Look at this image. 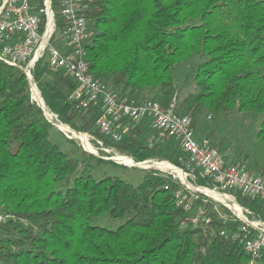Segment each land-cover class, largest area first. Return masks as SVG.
Returning <instances> with one entry per match:
<instances>
[{
    "label": "trees",
    "instance_id": "16d2710c",
    "mask_svg": "<svg viewBox=\"0 0 264 264\" xmlns=\"http://www.w3.org/2000/svg\"><path fill=\"white\" fill-rule=\"evenodd\" d=\"M87 2L93 31L85 45L87 71L118 94L145 92L144 98L164 105L178 95L176 65L196 56L201 60L191 77L195 92L177 99L175 108L190 117L193 130L204 111L264 112V0ZM52 8L61 26L58 0ZM32 76L59 122L88 133L102 148L134 162L169 158L182 168L189 162L179 145L181 154L174 157L163 152L164 140L148 144V121L128 126L118 140L104 134L95 124L98 108L69 102L73 80L49 71L44 60ZM50 127L55 126L31 98L24 73L0 61V212L13 215L0 224V264H264V246L258 256L243 246V238L257 230L202 192L192 193L191 209L185 210L175 194L190 191L167 173L142 168L143 179L134 185L117 176L95 179L83 170L70 184L89 158L100 161L108 154L95 156L74 145L85 156L80 162L50 139ZM256 135L264 140V120ZM230 163L239 162L225 157ZM192 182L214 187L208 175L196 174ZM226 191L249 211L248 219L264 221L263 200ZM198 207L202 220L193 225L187 217ZM104 212L126 219L115 229L91 224Z\"/></svg>",
    "mask_w": 264,
    "mask_h": 264
},
{
    "label": "built area",
    "instance_id": "2783aa9c",
    "mask_svg": "<svg viewBox=\"0 0 264 264\" xmlns=\"http://www.w3.org/2000/svg\"><path fill=\"white\" fill-rule=\"evenodd\" d=\"M58 7L61 26L55 22L52 0H0V61L24 73L31 93L32 90L37 92L43 107L45 104L32 76L36 63L44 60L49 71L67 74L74 82L67 93V100L77 107L98 108L95 124L113 139H120L128 126L133 127L142 121H148L153 131L147 138L148 144L167 138L175 139L189 158L184 168L169 161L138 163L145 164L142 166L147 169L167 174L179 175L176 169L182 171L181 183L190 191V195L177 192L175 197L185 210L191 209L193 192L207 189L225 195L227 201L239 206L240 212L236 213L224 200L221 201L223 205L257 230L254 236L243 238V246L246 251L258 256V251L264 246V221L260 218L248 219L246 214L249 211L226 190L237 189L264 201V178L248 169L244 162L226 165V153L221 152L209 138H196L190 117L175 111L176 94L164 105L147 98L137 100L118 94L111 85L89 74L85 53V45L93 36L88 25L89 4L87 0H58ZM56 31L60 32V36H54ZM50 119L54 120L51 114ZM69 131L77 138L71 129ZM86 134L93 140L91 135ZM86 134L83 135L89 142ZM84 150L97 155L95 149V152L85 147ZM196 174L210 176L214 187L210 189L194 185L192 181ZM200 214L202 210L198 207L197 213L188 215L187 220L196 225L202 220ZM12 218V214L0 212V224ZM253 262L251 260L249 264Z\"/></svg>",
    "mask_w": 264,
    "mask_h": 264
},
{
    "label": "rangeland",
    "instance_id": "374dc122",
    "mask_svg": "<svg viewBox=\"0 0 264 264\" xmlns=\"http://www.w3.org/2000/svg\"><path fill=\"white\" fill-rule=\"evenodd\" d=\"M54 36H60V32L56 31ZM200 60H201L200 57L194 56L191 59L176 65L174 71V78H175V85L177 87L179 97L177 95V92L173 93L171 97L174 94H176L177 99L180 101L188 93L195 92V84L191 80V77L193 75L194 66ZM261 71L264 72V65L261 67ZM143 94H145V92H143ZM32 95L36 100L39 101V96L37 95L35 90H32ZM45 110L52 115V119H54L53 122H56L57 125L58 123H61L59 122V119L57 118L56 114L51 112L47 107L45 108ZM263 120H264V112L249 113V112L233 111L231 113L209 114L208 112L204 111L203 113L197 116L196 126L193 131H194V136L196 138L203 135L204 137H207L211 141L213 140V142L217 143L219 150L223 153H226L227 160L236 159V161L238 162H244L247 165L248 169L252 170L255 174H258L264 178V140L258 138L256 135L259 123ZM209 133L212 135H210ZM208 134L209 136H207ZM150 135L151 134H149L148 137ZM49 136L53 142L58 143L59 146L65 151L70 152L72 150L73 156L78 158L80 162H83L85 156L81 153L80 150L76 149L74 145L80 146L83 150H84V146L82 145L79 139L75 138V136L72 134L71 131L69 130L65 131L57 127H50ZM69 136L71 137L70 139L74 141L73 142L74 144L66 139V137L68 138ZM86 137L88 138L90 144L93 146L92 148H94L97 151L96 154L98 156L102 153V150H104V154H108V155L107 156L101 155L100 157L102 158V160L100 161H97L95 158H89L86 161V163H83L84 164L83 166H80L79 169L69 177L70 184L73 183L74 177L82 173L83 170H86L95 179H99L104 176H117V177H121L122 179L128 182H131L134 185H137L142 181L144 176V170L142 168L147 169L146 167L136 166L134 164V160H132V158H130L128 155L121 157L127 158L133 165H126L120 161H114L110 158L115 157L116 159L117 158L116 156L125 155V154L117 153L113 149L102 148L100 144L99 146L95 141L91 140V138L87 134ZM162 144L164 146L163 152L166 155H173L174 157H176L181 154V149L178 146L176 140L167 138L162 142ZM94 149L92 152H95ZM144 161H146L147 164H149L150 161H151L150 164L156 161H169L175 166L180 167L169 158H150ZM140 165L142 166L145 164H140ZM179 172L183 173L182 171ZM169 175L172 176V178L181 181L182 177L180 173L179 175L175 173ZM59 189L64 191L65 189L64 184L59 185ZM212 193H214V195H212ZM209 195L213 196L218 201L224 200V202L229 204L234 211L236 210L235 211L236 213H239L237 212L239 210L238 209L239 206L238 207L237 205L233 206L232 203L226 200L225 195H223L222 193L215 191V192H210ZM229 215H233V214L230 212ZM235 218L239 219L237 216H235ZM125 219H126L125 216L112 218L108 215L107 212H104L99 216H97L96 218L92 219L91 224L104 226L109 229H115L120 224H122L125 221ZM253 264H263V263L260 261H255L253 262Z\"/></svg>",
    "mask_w": 264,
    "mask_h": 264
},
{
    "label": "bare ground",
    "instance_id": "6f19581e",
    "mask_svg": "<svg viewBox=\"0 0 264 264\" xmlns=\"http://www.w3.org/2000/svg\"><path fill=\"white\" fill-rule=\"evenodd\" d=\"M37 93V92H36ZM38 95V94H37ZM39 102L41 103V99H40V97H39ZM42 104V103H41ZM58 127L60 128V129H62V130H65V131H68L69 130V128H68V126H66V125H63V124H61V123H58ZM76 135V137L78 138V139H80L81 140V142H82V144L84 145V147L87 149V150H89V151H93V148H92V146L90 145V143L86 140V138L84 137V135L83 134H81V133H76L75 134ZM117 158H116V160H118V161H120V162H122V163H124V164H126V165H129V164H132L127 158H124V157H121V156H116ZM177 170V169H176ZM178 172H179V170H177ZM180 173V175L182 176L183 175V173H181V172H179ZM205 192H207L208 194H210V192H213V191H210V190H207V189H205L204 190ZM212 195H214V193H212ZM233 204V203H232ZM234 205H236V204H233V206ZM238 207V206H237ZM239 210L237 211V212H240V208H238ZM236 211V210H235Z\"/></svg>",
    "mask_w": 264,
    "mask_h": 264
},
{
    "label": "water",
    "instance_id": "95a60500",
    "mask_svg": "<svg viewBox=\"0 0 264 264\" xmlns=\"http://www.w3.org/2000/svg\"><path fill=\"white\" fill-rule=\"evenodd\" d=\"M31 95H32V93H31ZM32 99L36 102V104H37L39 107H41V109L43 110V114H44V116L46 117V119H47L49 122H51L55 127L59 128L58 125H57V123H56V122H53V121L50 119V114L44 109L43 104H41L39 101H37V100L33 97V95H32ZM61 124H62V123H61ZM63 125H66V124H63ZM66 126H68V125H66ZM68 128H69V126H68ZM69 129H70V128H69ZM71 130H72V129H71ZM72 131H73L75 134H76V133H79V132L76 131V130H72ZM89 153H91V152H89ZM96 156H98V155H96ZM110 159H112V160H114V161H117V160L115 159V157H111ZM132 160H133V159H132ZM135 165L138 166V167H143V166H141L138 162H135ZM199 192H202L203 194H205V195L209 196L210 198H212L214 201L223 204V202L216 200V198H214L213 196L209 195L207 192H204V191H199Z\"/></svg>",
    "mask_w": 264,
    "mask_h": 264
},
{
    "label": "crops",
    "instance_id": "0c3cea01",
    "mask_svg": "<svg viewBox=\"0 0 264 264\" xmlns=\"http://www.w3.org/2000/svg\"><path fill=\"white\" fill-rule=\"evenodd\" d=\"M132 97L135 98V99H137V100H142V99H144V96H143V93H142V92H140V93H135V94H133ZM201 137H204V136L202 135V136H199V137H197V138H201ZM173 140H175V139H173ZM212 143H213L215 146L218 147L217 143L213 142V140H212ZM218 148H219V147H218ZM235 160H236V159H234V160H232V159H228L229 162H233V161H235Z\"/></svg>",
    "mask_w": 264,
    "mask_h": 264
}]
</instances>
